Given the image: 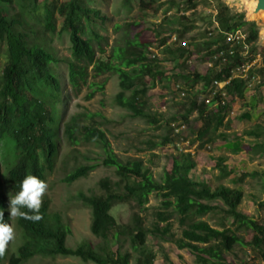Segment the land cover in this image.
Instances as JSON below:
<instances>
[{
    "label": "trees",
    "instance_id": "trees-1",
    "mask_svg": "<svg viewBox=\"0 0 264 264\" xmlns=\"http://www.w3.org/2000/svg\"><path fill=\"white\" fill-rule=\"evenodd\" d=\"M20 1L33 7L39 4V0ZM185 1V9L179 20L188 21L185 13L194 11L197 4L195 0ZM126 2L128 3V0ZM212 2L216 11L217 27L212 38L203 43L206 56L211 57L218 50L226 49L225 35L236 31L247 35L246 43L251 45L249 56H252L258 49L256 24L245 21L242 13H232L221 0ZM9 3L10 0H0V44L5 46L6 51V62L0 72V162H4L3 175L8 193H4L3 183L0 182V211H3V220L0 222L10 224L7 210L9 196H14L20 191V182L26 175H34L45 182L53 172L63 136L70 145H76L78 138L101 145L105 152L101 165L113 168L118 177L115 183H111L107 178L99 181L98 186L103 191L101 195L86 196L78 193L76 196L90 210V233L101 241L97 249L86 242L80 243L74 249L68 248L66 237L69 229L57 216L50 217L49 201L41 198L39 212L42 218L39 221L15 217L22 244L9 258V264H22L37 255L78 258L82 262L93 264H130V252H121L124 244H128L136 254L134 264H154V253L145 243L147 235L169 240L178 250L189 251L196 264H223L224 255L220 251L230 253L241 241L230 228L217 229L207 221L201 220L204 216L231 218L241 222L252 232L250 242L243 245L251 250L258 261L264 262V220H253L238 210L243 199L242 191L225 186L212 189L205 182L193 181L189 176L190 170L195 167L191 154L180 152L174 156L170 173L158 184L152 180L141 160L122 162L114 156L103 131L83 128L76 123L75 118L68 123H62L63 112L59 108L61 86L53 73L57 60L42 44L29 36L21 20L8 16L2 5ZM55 13L62 18L60 28L55 24ZM98 18L99 11L91 8L84 0H65L58 6L43 5L42 30L50 34L57 32L58 35L66 33L69 38L71 54L66 65L70 91L78 95L87 84L90 73L94 78L105 74L115 75L120 90L115 96V104L129 112L133 118L145 119L150 125H158L159 121L155 116L147 112L145 97L148 86L144 79L163 74L158 66L160 59H150L148 43L135 40H125L123 45L114 46L108 59L97 58L90 36H94L96 41L101 40L93 30V24ZM188 27L189 29L184 27L178 36L175 32L174 36L178 42L193 29L192 26ZM160 44H165L164 39ZM192 46L195 47L194 41L186 48L176 44L168 50V55L178 61L179 69L178 73L168 78V82L172 83L171 92H188L186 103L181 105L183 113L180 119L188 123L190 116L195 114V118L201 122L195 141L203 147L225 137L219 131L231 109L230 103L214 109L204 103L212 82L228 79L232 68L243 64L247 59L252 61L253 57L246 59L240 55L239 49H236L234 56L227 58L226 63L218 69L203 74L188 73L184 67L193 56L190 50ZM99 51L103 53L101 49ZM164 52L166 53V50ZM251 75L259 78V83L252 87L255 92L251 106L255 108L257 93L264 92V50L261 52L260 63L252 67ZM178 81H182V84L176 83ZM104 83L105 81L97 85L98 91L103 90ZM177 86L179 88H176ZM248 90V82L241 79H232L227 88L231 98L238 97L243 101ZM125 93H129V96H125ZM200 93L204 95L203 98H200ZM243 136L256 141L249 148L248 153L251 156L264 152L263 124H255L251 129L244 131ZM239 138L240 136H234L235 140ZM169 142L170 139L166 136L161 144ZM232 146V152H241V143ZM4 156L9 158H3ZM216 167L223 179L233 173L227 170L222 161L217 163ZM95 168L96 165L76 167L62 181L71 184L86 178ZM257 175L262 177L264 191V170L241 174L238 180L241 182L247 177ZM151 194L160 198V208L154 213L155 221L151 228H146L139 212L144 210ZM122 204H130L138 210L131 215V221L126 225L117 223L111 215L114 206ZM257 205L264 210V201L258 202ZM175 215L180 228L179 237H175L171 231V219ZM113 246L117 247L115 252L112 251ZM5 255L6 250L0 255V262L6 258Z\"/></svg>",
    "mask_w": 264,
    "mask_h": 264
},
{
    "label": "rangeland",
    "instance_id": "rangeland-1",
    "mask_svg": "<svg viewBox=\"0 0 264 264\" xmlns=\"http://www.w3.org/2000/svg\"><path fill=\"white\" fill-rule=\"evenodd\" d=\"M64 1L39 0V4L33 7L20 0H10L9 4L2 5L10 18L15 17L21 20L29 36L34 38L37 43L42 44L56 58L57 63L53 66V73L61 86L59 108L63 112L62 123H68L75 118L76 123L83 128H96L103 131L114 156L122 162L133 159L141 160L145 168L148 169L152 180L158 184L164 180L167 173H170L172 158L180 154L179 148L176 146L178 138L173 135L170 125L173 123L182 124L185 126L182 138L189 142L186 151L192 155L195 162V167L189 172L190 178L195 182H205L212 189L225 186L242 191L243 199L238 210L253 220H264V210L257 205L258 202L264 201L262 177L257 175L251 178L247 177L241 182L238 180L241 174L264 170V152L258 156H251L248 151L256 141L242 137V133L251 129L255 124L264 125V92L257 93L258 101L255 108L251 106V104L253 105L252 95L255 92L253 88L247 91L244 101L238 97L229 99L233 114L226 117L224 126L219 131L225 137L202 147L199 142L195 141L196 132L201 126V122L195 118V114L190 116L188 123L180 119V115L183 113L181 105L186 103L188 92L181 91L185 94L182 97L181 92L175 94L170 91L172 83L168 82V78L170 79L179 71L177 69L178 61L167 53L177 44L171 41L175 32L177 35L183 32L184 27L189 29L188 26H192L193 29L189 33L193 31L196 33L193 39L189 38L188 33L183 35L181 40L185 41L187 46L194 41L195 46L190 48L193 56L186 62L185 72L200 73L207 68L206 63L209 61L207 59L209 57L206 56L203 43L209 41L214 35L212 34V14L206 12L209 10L208 0H195L196 9L185 13L188 21L179 20L185 9V0H128V3L127 0H84L91 8L99 11V18L95 20L93 30L101 37V40L96 41L94 36H90L97 58L108 59L114 46L123 45L125 40H135L140 43H148V50H152L160 59L161 63L158 66L161 67L163 74H157L152 79H144L148 86L145 97L147 112L155 116L159 121L158 125H150L145 119L133 118L129 112L115 104V96L120 91L115 75L105 74L94 78L90 73L87 84L78 95L70 91L66 65L71 54L68 35L66 33L58 35L57 32L46 33L42 30L41 25L43 5L58 6ZM221 1L232 13H242L244 18L247 17L246 6L243 7L240 0ZM54 19L57 28H60L62 18L55 13ZM249 21L254 22L258 27L257 47L261 53L264 50V39L261 36L264 26L263 16ZM209 33H211L210 36ZM163 39L164 45L160 44ZM99 49L103 53H100ZM148 60H150L149 57ZM5 62V46L0 44V72ZM104 81L103 90L98 91L97 85ZM176 83L182 84V81ZM91 84L94 85L91 86ZM125 96L128 97L129 93H125ZM203 97L204 95L200 93V98ZM166 136L169 137L170 142L162 145L161 142ZM234 136H240L239 140H235ZM78 139L79 142L76 145H70L63 136L59 144L54 170L45 181L47 188L41 198L49 201L50 217L57 216L61 223L69 229V234L66 237L68 248L74 249L80 243L86 242L92 248L97 249V245L101 241L90 233V210L76 196L78 193L86 196L101 195L103 191L98 186L99 181L107 178L111 183H115L118 181V177L113 168L101 165L105 158V152L101 145L93 141L86 142L81 138ZM237 143L242 144L241 152L234 153L232 145ZM3 158L8 159L9 157L4 156ZM221 161L227 170L233 172L230 177L224 179L221 177L216 167L217 163ZM0 163L2 164L0 166V182L3 183L4 193L8 194L3 175L4 162ZM94 165L96 168L86 178L71 184H65L62 181L76 167ZM159 208L160 198L155 194L149 195L144 210L139 212L146 228H151L155 221L154 213ZM136 212L138 210L132 205L122 204L114 206L111 215L117 223L126 225L130 223L131 215ZM200 219L207 221L217 229L230 228L240 239L241 244L236 245L232 252L220 251L224 255L223 264H264V262L258 261L251 250L243 245L250 242L252 232L241 222L233 221L231 218L220 219L213 216H204ZM10 221L9 226L13 228L14 238L6 244V258L0 264H9V258L22 244L20 231L15 225V217L10 216ZM171 223L173 235L179 237L180 228L177 215L171 219ZM145 243L154 253V264H196L189 251L178 250L169 240L147 235ZM123 246L121 252H130L132 255L130 264H134L136 254L128 247V244ZM116 249L117 247H112V251L115 252ZM22 264L93 263L82 262L78 258L62 256L50 258L37 255Z\"/></svg>",
    "mask_w": 264,
    "mask_h": 264
},
{
    "label": "built area",
    "instance_id": "built-area-1",
    "mask_svg": "<svg viewBox=\"0 0 264 264\" xmlns=\"http://www.w3.org/2000/svg\"><path fill=\"white\" fill-rule=\"evenodd\" d=\"M210 4H213L212 0H208ZM214 9V8H213ZM215 11V9L213 10ZM213 14V13H212ZM216 17V11L213 14ZM216 22V21H215ZM213 34V33H212ZM211 33H209V36ZM247 35L242 31H236L234 33H228L225 35V45L226 49L218 50L213 56L209 57L207 64V70L211 71L218 69L220 65L226 63L227 58L234 56L236 49H239V53L242 57L250 58L253 57L252 61L247 59L246 62L239 66H235L230 71V77L223 81H213L209 88V94L205 97L204 103L209 106L210 109H214L217 106H226L229 103L231 97L228 95L227 88L232 79H241L248 82V88L251 89L254 85L259 83V78L257 76L251 75L252 67L255 64H259L261 61V53L257 49L252 56H249V51L251 45L246 43ZM172 42L177 43L178 46L186 48L187 44L185 41L178 42L175 36H172ZM258 43V41H257ZM256 43V47H257ZM258 48V47H257ZM151 52L150 59L157 57V54L149 49ZM218 64V65H217ZM176 88H179L178 86ZM184 93L181 92V96L184 97ZM214 100V101H213ZM233 114L231 109L229 110L227 116ZM173 135L177 136L178 142L176 146L182 153H187L189 142L183 140L182 134L184 133L185 126L182 124L173 123L170 125Z\"/></svg>",
    "mask_w": 264,
    "mask_h": 264
},
{
    "label": "clouds",
    "instance_id": "clouds-1",
    "mask_svg": "<svg viewBox=\"0 0 264 264\" xmlns=\"http://www.w3.org/2000/svg\"><path fill=\"white\" fill-rule=\"evenodd\" d=\"M47 185L34 175H26L20 182V191L9 196L8 212L11 217H21L32 221H39L42 217L39 212L41 197ZM27 209L28 211H22ZM31 213V214H29ZM3 220V211H0V221ZM14 238V231L7 223L0 222V255H3L6 244Z\"/></svg>",
    "mask_w": 264,
    "mask_h": 264
},
{
    "label": "water",
    "instance_id": "water-1",
    "mask_svg": "<svg viewBox=\"0 0 264 264\" xmlns=\"http://www.w3.org/2000/svg\"><path fill=\"white\" fill-rule=\"evenodd\" d=\"M225 1L231 2L233 0ZM240 2L243 7L248 5L250 8V11L247 12V17L244 18L245 21L250 22L249 20L255 19L260 15H264V0H240ZM261 36L264 39V26L262 28Z\"/></svg>",
    "mask_w": 264,
    "mask_h": 264
},
{
    "label": "crops",
    "instance_id": "crops-1",
    "mask_svg": "<svg viewBox=\"0 0 264 264\" xmlns=\"http://www.w3.org/2000/svg\"><path fill=\"white\" fill-rule=\"evenodd\" d=\"M208 5H209V10H206V12H208V13H215V11H213L214 9H213V5L212 4H210V3H208ZM210 14V15H211ZM213 14H212V31H213V34H215V30L214 29H216V27H217V23L215 22V16H213ZM188 34V33H187ZM189 35V38H191V39H193L195 36H196V33H195V31H193V32H191V33H189L188 34ZM191 36V37H190ZM208 60H209V58H207ZM204 66V65H203ZM205 67V66H204ZM207 71V68H205V70L203 71V72H200V73H205Z\"/></svg>",
    "mask_w": 264,
    "mask_h": 264
},
{
    "label": "bare ground",
    "instance_id": "bare-ground-1",
    "mask_svg": "<svg viewBox=\"0 0 264 264\" xmlns=\"http://www.w3.org/2000/svg\"><path fill=\"white\" fill-rule=\"evenodd\" d=\"M250 8H249V6L248 5H246V10H247V12H249L250 10H249ZM260 16H263V18H264V15H260ZM263 22H264V20H263Z\"/></svg>",
    "mask_w": 264,
    "mask_h": 264
}]
</instances>
